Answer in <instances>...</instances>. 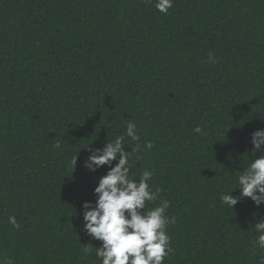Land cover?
Returning <instances> with one entry per match:
<instances>
[{
	"label": "trees",
	"instance_id": "1",
	"mask_svg": "<svg viewBox=\"0 0 264 264\" xmlns=\"http://www.w3.org/2000/svg\"><path fill=\"white\" fill-rule=\"evenodd\" d=\"M155 4L0 0V260L102 264L82 212L108 168L83 162L132 121L153 148L131 178L152 170L162 191L146 210L168 200L175 217L164 264H260L264 205L229 209L220 196L239 186L264 129V0H174L167 14Z\"/></svg>",
	"mask_w": 264,
	"mask_h": 264
},
{
	"label": "clouds",
	"instance_id": "2",
	"mask_svg": "<svg viewBox=\"0 0 264 264\" xmlns=\"http://www.w3.org/2000/svg\"><path fill=\"white\" fill-rule=\"evenodd\" d=\"M145 2L150 4L151 0ZM173 4L174 0H156L155 7L167 14ZM209 62H217L211 54ZM194 131L201 133L202 129L196 127ZM125 137L137 142L131 151H125ZM140 139L136 123L129 121L124 135L108 141L103 147L89 148L90 154L83 162L84 168L91 173L104 166L108 168L94 189L95 201H85L82 212L83 231L93 240L101 242L95 255L102 264H164L174 252L167 233L169 224L175 223V217L167 215L169 201L162 200L159 206L146 210V203L156 201L162 191L160 188L153 190V171L145 169L135 179L130 175L137 161L142 159L139 153L153 148L152 142L146 141L141 145ZM251 144L255 159L238 176L239 186L220 196L222 204L229 209L244 198H250L257 207L264 205V129H257L251 134ZM54 147L59 148L60 144ZM258 151L261 153L259 157L256 156ZM79 155L70 162L74 168ZM237 188L240 189L239 194L233 195ZM8 222L16 228L20 227L15 216H10ZM254 227L258 235L253 243L264 250V218ZM92 251V248H83L85 255H91ZM0 264L13 262L11 259L0 260ZM260 264H264V257H261Z\"/></svg>",
	"mask_w": 264,
	"mask_h": 264
}]
</instances>
